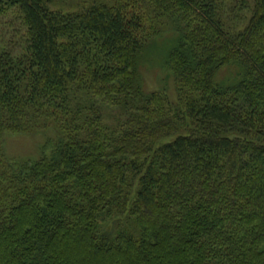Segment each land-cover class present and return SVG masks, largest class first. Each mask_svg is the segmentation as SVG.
I'll return each mask as SVG.
<instances>
[{"label": "trees", "instance_id": "1", "mask_svg": "<svg viewBox=\"0 0 264 264\" xmlns=\"http://www.w3.org/2000/svg\"><path fill=\"white\" fill-rule=\"evenodd\" d=\"M71 5L0 0V264H264V0ZM169 31L173 98L141 72Z\"/></svg>", "mask_w": 264, "mask_h": 264}, {"label": "rangeland", "instance_id": "2", "mask_svg": "<svg viewBox=\"0 0 264 264\" xmlns=\"http://www.w3.org/2000/svg\"><path fill=\"white\" fill-rule=\"evenodd\" d=\"M53 6L67 8L74 0H51ZM24 26L20 22L18 15L9 12L0 17V46L10 49L11 53H17L20 45L23 43ZM172 32L169 31L164 36L156 37L150 42L152 48L144 56L141 64V72L144 77L147 89H159L166 87V92L173 98L175 96V87L172 77L167 73L163 66V58L166 48L169 44V37ZM168 37V40L165 38ZM167 41V42H165ZM237 72L235 67H225L219 73V79L225 80ZM44 142V135L39 131L27 132L22 134L9 133L5 135L3 151L12 159L23 160L33 159L38 155L39 147Z\"/></svg>", "mask_w": 264, "mask_h": 264}]
</instances>
